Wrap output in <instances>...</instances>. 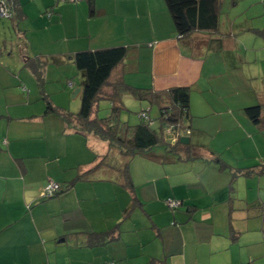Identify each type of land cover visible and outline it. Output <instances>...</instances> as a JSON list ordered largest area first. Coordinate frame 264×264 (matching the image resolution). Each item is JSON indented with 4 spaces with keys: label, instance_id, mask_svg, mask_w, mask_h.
<instances>
[{
    "label": "crops",
    "instance_id": "1",
    "mask_svg": "<svg viewBox=\"0 0 264 264\" xmlns=\"http://www.w3.org/2000/svg\"><path fill=\"white\" fill-rule=\"evenodd\" d=\"M18 1L21 21L33 19L40 24L37 28L51 32L55 44L47 71L50 64H68L70 74L61 77L63 90L67 76L66 84L75 86L70 67L75 53L114 46L131 51L113 79L157 91L189 88V143L198 157L183 165L174 159L164 164L149 159L154 165L145 164L138 172L131 164L134 197L141 206H130L133 197L119 184L99 179L76 182L43 199L46 185L73 181L107 151V144L65 130L64 122L45 115L42 105L26 114L34 99L32 89L27 95L17 89L7 93L0 81V264H264V202L248 197V189H253L248 180L257 181L261 189L264 174L244 177L243 197L237 191L239 177L210 162L217 157L240 168L243 160L248 168L256 163L248 159H259L255 171L264 168V127L254 125L244 112L264 105V39L252 32L264 29L253 24L264 19V0H230L233 7H247L239 22L222 18L224 0L219 32H195L183 39L163 0H91L93 15L90 0ZM15 32L30 41L20 25ZM20 55L24 64L28 56L36 57L24 50ZM200 157L203 160H195ZM173 163L182 166L175 180L171 171L158 167ZM204 167L210 172L206 178ZM157 178H163L166 189L158 190ZM167 198L182 205L171 211L164 203ZM237 202L242 203L239 210ZM256 204L258 210L250 213ZM127 208L118 241L100 247L85 244L83 234L110 229ZM244 231L251 238L241 237Z\"/></svg>",
    "mask_w": 264,
    "mask_h": 264
},
{
    "label": "trees",
    "instance_id": "2",
    "mask_svg": "<svg viewBox=\"0 0 264 264\" xmlns=\"http://www.w3.org/2000/svg\"><path fill=\"white\" fill-rule=\"evenodd\" d=\"M59 1V0H56ZM170 14L175 32L179 39L189 37L195 32L217 33L220 27V18L223 13L224 0H163ZM75 3V2H74ZM89 14L93 15V2H89ZM10 17L15 29L18 28L22 14L18 0L9 1ZM252 32L264 39V29H253ZM131 48L128 46H114L95 50L80 51L73 55L72 61L76 70L82 76L80 88V110L78 114H72L64 109L53 106L46 95L44 81L45 63L39 57L28 58L25 66L38 81L42 97L45 101L44 114H53L59 117L65 125V130L88 136L92 135L107 144V151L94 159L93 165L83 173L78 174L73 181L66 184H58V190L50 199L68 189L76 182L94 181L96 179L115 182L129 191L133 197V205L141 206L135 196V184L130 174V161L137 155H143L157 163H170L179 161L182 157L176 156L183 151L184 159H193L197 156L191 144L183 145L179 142L181 137H190L189 100L190 91L187 87H173L163 91L152 88H138L128 85L123 79H113V72L128 57ZM22 50H20V54ZM24 88V87H23ZM23 90V89H22ZM25 91V89H24ZM128 95L138 102L147 104V110L139 114V122L129 125L121 120L122 113L126 110L123 105V97ZM103 102H108L109 113L100 117L99 112ZM153 107L158 110L155 119L157 128L150 125V111ZM249 120L256 126L264 127V105H256L244 109ZM172 134L175 140L171 144L165 142L166 136ZM161 147L164 155H155L153 149ZM212 161L220 170H227L232 178L246 177L264 174V168L256 170L257 166L248 168H233L224 164L219 158ZM256 167V168H255ZM167 199L179 203L176 208L166 205ZM164 203L171 210H177L182 202L173 198H167ZM188 207V212L191 211ZM130 208H127L122 220L110 229L103 232H89L83 234L86 237V245L89 247L106 246L119 240L121 225L126 220ZM231 239L235 240V232L231 231ZM103 263L114 262L107 261ZM102 263V264H103Z\"/></svg>",
    "mask_w": 264,
    "mask_h": 264
},
{
    "label": "rangeland",
    "instance_id": "3",
    "mask_svg": "<svg viewBox=\"0 0 264 264\" xmlns=\"http://www.w3.org/2000/svg\"><path fill=\"white\" fill-rule=\"evenodd\" d=\"M230 0H227L226 3V7L224 9V14L222 16V18H224L225 16L235 20L236 22H239L240 20H242L245 16V14H247V7L244 5L239 4L237 7H233L230 5L229 3ZM233 2L235 3V0H233ZM62 3H78V2H68L65 1ZM19 22L18 25H20V30L25 31L26 34H29V40H23L21 37L17 36L16 32H15V27L13 25V23L11 22L10 19H5V18H0V49H2L3 51H1L0 53V81L2 83V86L6 89H4L7 93H10L11 90L17 89L18 91H20V93H25L26 95L31 91L34 92V99L31 100V104L29 105L28 108H26L25 112L26 114H31L33 113L35 110L39 109V107L42 105V110L44 112L45 110V101L42 97V92H41V88L38 86V81L36 80V78L34 77V75L31 74V71L29 70V68L27 66L24 65L23 59L20 55V49L24 50V51H29L32 54H34V56L39 57V59L45 63V67H44V81H45V88H46V95L48 96V98L50 99L51 103L53 104V106L60 108V109H64L72 114H75L76 112H78L79 108H80V98L79 96H75L73 97V93L76 89L80 88L81 86V82H82V76L80 75V73L76 70L75 65L72 63L71 64V68L74 71V75L71 77V80L75 82V86L70 88L67 84H66V78L65 77V89L63 90V88H61V77L65 74H70V70L69 68H67L68 64H63L62 66H59V68L57 67H53V65L50 64V67L47 71V66L49 64V59L51 58V52H52V48H53V44L55 43H51V32L47 31V30H40L39 28H37V25L39 26L40 24L35 23L33 21V19H27L24 21H17ZM264 19H261V21H254V26H259L260 28H262L264 26ZM28 27V31L24 30V27ZM39 29V30H38ZM70 41L72 39H69ZM65 40H62L59 43H62V45H64ZM29 42L31 43V49L30 50V45ZM25 44L27 46V49H25ZM5 45V47H4ZM3 47L5 49H3ZM31 56V55H30ZM32 57V56H31ZM28 56V58H31ZM20 76V78H19ZM8 84V85H7ZM15 84V87H14ZM68 86V88H67ZM25 88L24 92L22 91V88ZM26 91H28V93H26ZM65 92V93H64ZM32 95V96H33ZM36 96V98H35ZM31 97V96H30ZM123 105L125 107V111L122 113L121 115V120L127 122L129 125H135L139 122V114L142 110H147L148 106L146 103L144 102H138L136 100H134L132 97L125 95L123 97ZM109 113V105L108 102H103L102 106H101V111L99 112V116L100 117H105L107 116ZM150 125L152 128H157L158 123L155 120L158 116V110L156 107H153L152 110L150 111ZM94 137V136H93ZM183 151H179V153L176 155L179 157H182V159L180 160L183 163L186 162H190L193 163V159H188L185 160L184 159V153H182ZM232 152V151H231ZM149 153H157L159 155V153H162L164 155V149H162L161 147H157L155 149H153L151 152ZM248 153H250L251 155H253L254 153L249 149ZM235 156V155H234ZM170 158L174 159V156L169 155ZM194 157H198V156H194ZM239 157H241V155H239ZM236 158V156H235ZM238 158V157H237ZM195 160H203L202 157H200L199 159H195ZM179 161V159H178ZM248 161H252V162H256L254 165L260 163V160H252V159H248ZM207 162V161H206ZM212 163H214L212 160L210 161ZM177 163V162H174ZM170 164V166L168 165H159L158 167H160V169L162 170V172L166 169L167 171H171L169 173H171V177H169L171 180H175L174 178H176L178 175L175 174V172L181 170L182 166H179V168H177L178 166H172L175 164ZM197 163V162H195ZM236 163V161H235ZM240 168H245L246 164L245 161H240ZM133 165V168L135 169V172H138L139 170H141L143 168V166L145 164L147 165H154V162L150 161L148 159V157L143 156V155H137L135 156L131 161H130V165ZM157 165V164H156ZM181 165V164H179ZM253 164L251 165L249 163V166H254ZM155 167V166H152ZM208 167V166H207ZM207 167H204L203 170H205V172L202 174L205 178L208 177V174L210 172H208L209 169H207ZM201 168V166L199 167ZM211 170V169H210ZM224 175H228V172L225 171L223 172ZM161 176V172L158 174ZM202 176V177H203ZM257 178V177H256ZM135 179L138 181L139 179L137 178L136 174H135ZM161 178H157L156 179V184L159 189H166L165 187V182L162 180H160ZM238 184L239 186L237 187V191L241 194V196H245V187H244V181L245 180L244 177H239L238 179ZM164 183L163 184L161 183ZM170 182V180H169ZM248 185L251 186L250 188L253 187V189H248V197L251 200H257V198L261 197L263 198L264 202V178H263V182H261L260 188H258L257 186V181L256 182H251V180H248ZM255 187H254V186ZM162 186V188H160ZM242 206V203H236V210H239L240 207ZM90 210H94L92 209V205H89L88 207ZM256 210H258V204H256V206H254L252 209H250V213H255ZM254 220V219H251ZM264 232V231H263ZM249 233V232H248ZM248 233H246L244 231V233L241 235V237H243L244 239H249L251 238V235H248ZM260 233H262L260 231ZM250 234V233H249ZM246 235V236H245ZM245 236V237H244Z\"/></svg>",
    "mask_w": 264,
    "mask_h": 264
},
{
    "label": "built area",
    "instance_id": "4",
    "mask_svg": "<svg viewBox=\"0 0 264 264\" xmlns=\"http://www.w3.org/2000/svg\"><path fill=\"white\" fill-rule=\"evenodd\" d=\"M9 1L10 0H0V18L8 19L10 17L11 13L9 9ZM59 1L79 2L81 0H59ZM58 188H59L58 184L54 182H50L48 185L45 186V188L41 192V197H51L58 190ZM166 205L169 208H176L179 206V203L173 201L172 199H167ZM103 264H111V263H103Z\"/></svg>",
    "mask_w": 264,
    "mask_h": 264
},
{
    "label": "water",
    "instance_id": "5",
    "mask_svg": "<svg viewBox=\"0 0 264 264\" xmlns=\"http://www.w3.org/2000/svg\"><path fill=\"white\" fill-rule=\"evenodd\" d=\"M78 92H79V89H76L74 93L77 94ZM165 142L167 144L173 143L174 142V135H172V134L167 135ZM179 142L183 145H187L189 143V138L188 137H181L179 139Z\"/></svg>",
    "mask_w": 264,
    "mask_h": 264
}]
</instances>
